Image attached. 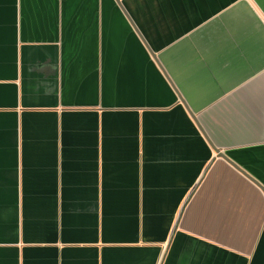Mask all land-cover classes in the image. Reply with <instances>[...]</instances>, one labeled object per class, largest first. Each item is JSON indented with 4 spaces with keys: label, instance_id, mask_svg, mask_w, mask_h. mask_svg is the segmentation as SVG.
Masks as SVG:
<instances>
[{
    "label": "crops",
    "instance_id": "0c3cea01",
    "mask_svg": "<svg viewBox=\"0 0 264 264\" xmlns=\"http://www.w3.org/2000/svg\"><path fill=\"white\" fill-rule=\"evenodd\" d=\"M209 142L264 188V0H0V264H264Z\"/></svg>",
    "mask_w": 264,
    "mask_h": 264
},
{
    "label": "water",
    "instance_id": "95a60500",
    "mask_svg": "<svg viewBox=\"0 0 264 264\" xmlns=\"http://www.w3.org/2000/svg\"><path fill=\"white\" fill-rule=\"evenodd\" d=\"M118 1V0H116ZM194 118V116H193ZM194 120H196L194 118ZM198 128L201 130V132L203 133L204 136L205 133L202 130V128L199 126V124L197 123ZM210 146H212L214 152L216 153L217 157L223 158L224 160H226L229 164H231L232 166H234L237 170H239L242 174H244L245 176H247L250 180H252L256 185H258L264 192V188L261 186V184L259 182H257L256 180H254L252 177H250L244 170H242L241 168H239L238 166H236L225 154H223L221 151H219L217 148H215L210 142H209Z\"/></svg>",
    "mask_w": 264,
    "mask_h": 264
}]
</instances>
